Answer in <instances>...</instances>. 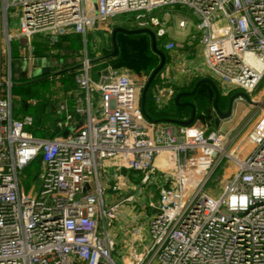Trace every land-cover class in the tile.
<instances>
[{
    "label": "built area",
    "instance_id": "2783aa9c",
    "mask_svg": "<svg viewBox=\"0 0 264 264\" xmlns=\"http://www.w3.org/2000/svg\"><path fill=\"white\" fill-rule=\"evenodd\" d=\"M96 5L95 14L91 0H0L5 55L0 264H264V94H255L264 83V0H96ZM18 8L13 19L9 11ZM162 9L192 14L195 31L188 34V45L201 47L207 73L229 91L248 96L245 121L256 120L244 137L240 127L222 133L196 122L151 123L140 108L146 76L136 84L126 70L108 66L96 78L92 65L110 46L113 18L132 15L134 29H149L157 40L169 28L168 17L153 15ZM175 24L178 30L187 27L183 20ZM68 34L78 35L82 45L73 91L58 82L61 70L54 58L34 53L36 43ZM92 39L104 43L95 47L96 59L89 57ZM173 48L164 44L167 52ZM35 60H44L49 72L35 74ZM39 79L50 83L53 94L49 118L36 128L47 137L31 132L30 116L12 115L18 98L13 86ZM36 161L40 188L26 193L22 174ZM109 167L114 172L108 173ZM219 169L218 186L206 190ZM121 171L139 174L141 187L159 184L141 220L134 216L133 224H124V254L116 251L111 230L134 196L107 208L103 199L111 176L114 190L127 188Z\"/></svg>",
    "mask_w": 264,
    "mask_h": 264
},
{
    "label": "trees",
    "instance_id": "16d2710c",
    "mask_svg": "<svg viewBox=\"0 0 264 264\" xmlns=\"http://www.w3.org/2000/svg\"><path fill=\"white\" fill-rule=\"evenodd\" d=\"M121 24V23H120ZM129 24L122 23V25L113 24L112 27L121 26L126 29H133L132 24L129 27ZM60 37V36H59ZM70 39V43L76 44L74 47L64 46L65 49H74L77 50L79 48L77 42L80 41L79 36L71 35L66 36L64 38L53 37L49 39V41H53L54 49H58L62 42ZM168 41L167 37L157 39L156 46L157 49L162 51L166 57V63L169 60V56L167 51L164 50V44ZM116 42L118 46V55L114 58L104 59L102 61L94 62L92 65L93 72L97 75L102 74L108 66L113 67L115 69H124L127 71L135 72L139 75H144L148 78L152 70L158 65L159 57L155 52L151 49L150 38L144 34L137 35H124L118 34L116 36ZM16 47L15 43H12L10 48L12 55L14 54V49ZM36 52V51H35ZM111 52V47L102 48L99 51V56L103 57L108 55ZM3 55V54H1ZM4 60L5 56H0V75L4 74ZM162 71V70H161ZM161 71L155 76L154 80L150 84L145 96V112L146 115L151 120H181L183 118H189L191 113V108L187 104H191L195 107V119H199L202 115L207 114L208 109L212 106L208 100L209 94H205L206 91L209 92L210 87L206 84L201 85L202 87H198L194 94H189L193 88L195 83H192L187 88H178L175 89L172 94L171 99V111H158L154 101V94L152 91L155 85L158 83L159 75ZM75 73H64L66 89L70 90L73 87V74ZM49 82L45 79H39L34 82H29L25 84H17L12 88V93L18 96L17 99L12 101V104L17 106V108L12 109V115L15 118H20L23 116H30L33 120L34 130L31 132L35 135H39L41 137H47V134L44 132L38 131L36 128L39 126H43L45 121L49 118V103L52 96V92L49 91ZM238 90L231 91L226 96H220L217 101V107L221 112H224L227 108L228 99L233 94L237 93ZM182 94V95H180ZM177 95H180L178 102H175V98ZM33 100L34 104H29V101ZM180 104H183L181 106ZM54 134H58L54 132ZM37 162V161H36Z\"/></svg>",
    "mask_w": 264,
    "mask_h": 264
},
{
    "label": "crops",
    "instance_id": "0c3cea01",
    "mask_svg": "<svg viewBox=\"0 0 264 264\" xmlns=\"http://www.w3.org/2000/svg\"><path fill=\"white\" fill-rule=\"evenodd\" d=\"M165 14H168V15L165 16ZM176 14H174V12L170 9L158 10L153 14V15L157 16L158 18L168 17L169 21L171 19V22H169V24H168L169 28L167 30L166 37L168 39L167 42L174 44V48L170 52H167L168 56H169V60L166 63L165 67L162 69V71L159 75L158 83L155 85V87L152 91V94H154L155 105H156V108L158 111H162V110L171 111V108H170L171 99H172V94H173L175 89L187 88L192 83L196 84V82H198L199 80L204 79V78L210 79L214 83V85L217 88L220 96H226L227 94H229L231 92L226 87H223L219 81H217L216 79H214L213 77H211L207 73L203 57L200 56L196 51V46H195L196 44L193 43V46L188 45L189 41H188L187 36L189 33L185 34L184 29L178 30L176 24H174V16ZM171 15H172V17H170ZM120 23L128 24L129 22L120 21ZM97 32H99V34H100V32H102V30H98V28H97ZM71 35H74V34H68L66 36H71ZM66 36H60L58 38H64ZM176 36H179L181 38L180 43L177 42V39L175 38ZM70 41H71L70 39H68L67 41L64 40L58 49H54L53 41H52V43L50 42L51 44L48 41L44 44L36 43L34 45V53L37 56L40 57V56L48 55V58H54V60L57 62L58 66L61 70L60 71L61 72V74H60L61 79H59L58 82L59 81L65 82V80H63L64 76L62 74L74 72L77 69V67L79 66V62L82 58L81 41L77 42V44L79 46V48L77 50H74L72 48L71 49H65L64 46L66 44L69 47L70 46L74 47L76 45L72 42L70 43ZM102 44H104L103 41L100 42L98 39L97 40L92 39V41H91L92 46H90V48H89L90 49L89 57H92L93 59L98 58L99 56H98L97 50L99 48L95 49V47L98 45L102 46ZM121 70H124V69H121ZM127 72H128V74H130V77L134 83H136V84L143 83V76L144 75H139V74L132 72V71H127ZM55 81L56 80H54L53 83ZM146 81H147V78L145 79V83H146ZM201 85H203V84H201ZM201 85H199V88L202 87ZM72 89L74 90V85H73ZM72 89H70V90H72ZM66 91H69V90L66 89ZM205 94H211V97L213 96L211 89L209 90V92L206 91ZM255 94H257V98H260L261 96H263V94H264V83L256 90ZM71 95H73V94H71ZM236 102H243L244 103V101H240V100H237ZM180 105L183 106V104H180ZM249 107L250 106L247 103L245 105V107L236 116V118L232 121L231 125L228 127V129L225 132L229 131L232 128H238V127L242 126L241 123L245 122L246 112H247ZM48 111L50 114V108H48ZM209 111H210L211 115L206 116V118H205V115H206L205 114V115H202L201 118L195 119L194 122H196V125L207 126L208 124L215 123L218 120H225V119H219L216 116V113L213 109V106H210V109H208L207 112H209ZM229 118H227L228 121L225 120L222 123H227V122L231 121L232 118H234V115L231 114V116ZM186 119L187 118H183L181 120H186ZM164 124H168V123H164ZM207 130L210 131V129H207ZM122 175H126V173L125 174L123 173ZM126 178H127V176H126ZM123 207H124V210L119 211L118 215L115 218V221H114V224H113L112 230H111V234L115 238L116 243H117V250L116 251L119 252L120 254H124L126 251L125 243L127 242L126 241L127 235L125 232L123 233V231H122L124 228L123 227L124 224H126L128 222L133 224L134 223L133 222L134 216H138L139 221H140L141 218L143 217L142 215L147 211L146 207H144V206H143V209H141L140 211H134L133 207L131 210L127 209L126 206H123Z\"/></svg>",
    "mask_w": 264,
    "mask_h": 264
},
{
    "label": "rangeland",
    "instance_id": "374dc122",
    "mask_svg": "<svg viewBox=\"0 0 264 264\" xmlns=\"http://www.w3.org/2000/svg\"><path fill=\"white\" fill-rule=\"evenodd\" d=\"M174 12V14H176L174 16V24L177 23L179 20H183L187 27L184 29V33H190L191 31H195V19L192 16V14H190L187 11H180V10H172ZM9 15H11V17L14 18H18V16L20 15V8L15 9V10H11L9 11ZM172 17V15L170 16ZM133 16L132 15H119L116 18H113V20L110 22L111 25L118 24V25H122V23L120 24V21H124V22H129L128 20L132 19ZM169 19V18H168ZM171 22V19L170 21ZM131 24H129V27ZM100 35L98 34V37ZM1 34H0V56H5L4 55V47H3V41L1 39ZM177 39V42L180 43L181 42V38L179 36L175 37ZM196 51L197 53L202 56V51H201V47L196 44ZM16 52V47L14 49V53ZM3 54V55H1ZM203 57V56H202ZM5 62V60H4ZM62 62V61H61ZM4 68H5V63H4ZM50 87V83L49 86ZM16 97H18L16 94H14ZM97 95H93V101L96 102L97 100ZM213 99V96L211 97V94H209L208 96V100L211 104V100ZM30 104V103H29ZM247 103L246 102H234L233 105V109H232V115H234V118H232L231 121L227 122V123H222L225 120H218L215 123H210L207 126H203L206 129H210V131H220L222 133H224L228 127L231 125L232 121L236 118V116L239 114V112L245 107ZM32 105V104H31ZM211 115L210 111L207 112L206 116ZM230 119V118H229ZM256 120V119H255ZM255 120L253 122H247L245 121L244 123H241V127H240V135L239 137L242 138L245 136V134L247 133V131L251 128V126L253 125V123L255 122ZM107 172L108 173H112L114 172L113 168H107ZM41 173V166L39 164V162H34L31 163L24 171L22 174V186L24 187V190L26 193L29 192H37L40 188L39 185V175ZM134 174H131L130 172H127L126 176L127 178L125 179L126 183H127V188L123 191H116L114 190V182L115 179L111 176L109 177L108 181L105 183L104 188H103V199H104V206L105 208L111 206L112 204H115L116 202H119L122 198H125L129 195L134 196V201L132 204H126L124 206H126L127 209L131 210L132 207L134 208V211H140L141 209H143V206L146 207L147 204L149 202H155V198L157 195V189H158V182H153L152 184H147V185H143L141 187L140 184V179H139V174L135 176H133ZM222 177V171L221 169H219L215 175L213 176V178L210 179L209 183L206 186V190L209 189H214L218 186L219 184V179ZM129 179V180H128ZM99 181L102 182V174L99 173ZM33 186V190L32 187ZM141 187V188H140ZM140 188V191H139ZM124 207L120 210L123 211ZM144 211V210H143ZM115 221V220H114ZM113 221V223H114ZM117 226V225H116ZM112 257L117 260L115 253L112 255Z\"/></svg>",
    "mask_w": 264,
    "mask_h": 264
},
{
    "label": "water",
    "instance_id": "95a60500",
    "mask_svg": "<svg viewBox=\"0 0 264 264\" xmlns=\"http://www.w3.org/2000/svg\"><path fill=\"white\" fill-rule=\"evenodd\" d=\"M92 6H93V10L94 13H97V5H96V0H91ZM94 26H96V23H94ZM118 34H124V35H137V34H144L147 35L150 38V42H151V49L153 52H155V54L158 55L159 57V63L158 65L152 70V72L150 73V75L147 78L146 83L144 84L142 91H141V97H140V108H141V112L144 116V118L151 122V123H168V124H176V125H180V126H190L194 123L195 121V107L189 103H187L190 108H191V113L189 118H187L186 120H162V121H157V120H151L145 112V96H146V92L148 90V88L150 87V84L152 83V81L154 80L155 76L165 67L166 65V57L165 54L157 49L156 46V38L154 36V33L149 30V29H126L123 28L121 26H116L112 29L111 31V35H110V46H111V52L103 57L98 58L97 60H95V62L97 61H102L104 59H108V58H114L118 55V46H117V42H116V36ZM33 66L34 67H38L39 69L35 70V74L39 73V74H47L49 72V68L46 66V63L44 60H35L33 62ZM103 74L105 75L106 72H103ZM100 84H102L103 82V78L100 79ZM201 84H207L210 89L212 90V95H213V101H212V106L213 109L216 113V116L219 119H227L231 116L232 114V109H233V105L234 102L238 99L241 98L243 99L245 102L250 103L249 98L246 94H244L243 92H237L235 94H233L232 96H230V98L228 99V103H227V108L225 110V112H221L218 107H217V101L219 98V93L217 88L215 87L214 83L207 78L201 79L198 82H196L193 90L189 93V94H194L197 90V88L199 87V85ZM182 95V94H180ZM180 95H177L175 98V102H178V99L180 97ZM124 171H121V174H123Z\"/></svg>",
    "mask_w": 264,
    "mask_h": 264
}]
</instances>
